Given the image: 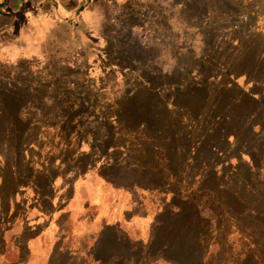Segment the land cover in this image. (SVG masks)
I'll list each match as a JSON object with an SVG mask.
<instances>
[{
    "label": "rangeland",
    "instance_id": "1",
    "mask_svg": "<svg viewBox=\"0 0 264 264\" xmlns=\"http://www.w3.org/2000/svg\"><path fill=\"white\" fill-rule=\"evenodd\" d=\"M108 10L97 31L62 20L41 55L0 56V264H168L153 260V230L182 184L189 195L242 160L254 174L235 177L264 193V166L251 158L264 153V0ZM19 127L28 182L17 177ZM210 231V254L232 246L228 264L244 255L222 217Z\"/></svg>",
    "mask_w": 264,
    "mask_h": 264
},
{
    "label": "trees",
    "instance_id": "2",
    "mask_svg": "<svg viewBox=\"0 0 264 264\" xmlns=\"http://www.w3.org/2000/svg\"><path fill=\"white\" fill-rule=\"evenodd\" d=\"M260 77L264 78V72L260 73ZM242 99L253 100L246 93L242 95ZM229 118V116H226V119ZM215 121L216 118L214 117L213 122L218 127V122ZM25 129L26 127L24 129L18 128L17 134L19 136L16 139L18 150H20L17 159L21 170V173L17 171L18 182H28L36 177L32 174V167L23 152L26 143L21 134ZM221 130L224 133L226 132L224 129ZM228 138V134H225L222 138L223 142L228 143ZM220 148L213 145L210 149L216 155L221 152ZM259 157L252 154V162L256 166H264V153L261 152ZM212 161H206V165L211 166ZM222 162L218 161V164L224 166L225 163ZM21 163H27L24 172ZM239 168L250 175L254 174V172L252 173V167L247 162H242V160H239ZM226 169V173L222 175H219V171L213 170L211 179L208 177L201 178L197 190L189 195H184L185 188L183 184L174 192L171 203L175 207L177 206V209L163 208L164 210L158 216L157 224L159 225L153 230L154 244H157L156 251L152 253L153 260L163 259L168 264H215L211 260L209 261V258L212 259L215 256L217 259L216 264H228L229 259L233 256L232 246L224 250V245H222L216 255L210 254L211 224L213 218L222 217L226 227H234L239 232L240 239L245 240L243 250L246 252L243 251L244 255L237 256L234 264H264V193L260 191L262 190L260 187L256 192L249 181L244 182L245 179L243 182L238 180L235 177V172L238 169L236 170L231 165ZM40 173L43 174L45 180H48L51 175L46 167ZM27 175H31L27 181L26 179L20 180V177ZM161 186L156 185V187ZM39 191L41 192V190ZM40 192H38V195L41 194ZM177 199L179 201L176 203ZM165 202L166 200L163 199L162 203ZM222 231L223 228L219 227L216 234L225 235L224 237L228 238L229 230H225V233ZM100 245L99 248L102 249L106 246L104 247V252H106L108 244L103 241ZM227 255H229V258H226ZM100 260L106 262L104 255Z\"/></svg>",
    "mask_w": 264,
    "mask_h": 264
},
{
    "label": "crops",
    "instance_id": "3",
    "mask_svg": "<svg viewBox=\"0 0 264 264\" xmlns=\"http://www.w3.org/2000/svg\"><path fill=\"white\" fill-rule=\"evenodd\" d=\"M124 0H0V56L10 60L42 54L55 26L67 21L72 29H102L110 7ZM108 10V11H107Z\"/></svg>",
    "mask_w": 264,
    "mask_h": 264
}]
</instances>
